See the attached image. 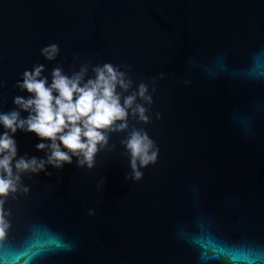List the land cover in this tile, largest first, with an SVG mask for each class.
Wrapping results in <instances>:
<instances>
[{"label": "water", "instance_id": "95a60500", "mask_svg": "<svg viewBox=\"0 0 264 264\" xmlns=\"http://www.w3.org/2000/svg\"><path fill=\"white\" fill-rule=\"evenodd\" d=\"M104 63L148 85L151 123L130 116L128 132H147L156 163L125 179L122 132L92 169L73 157L24 174L0 264H264V0H0V112L36 64L51 82L57 66L88 64L87 79ZM13 138L18 158H46L36 134Z\"/></svg>", "mask_w": 264, "mask_h": 264}, {"label": "clouds", "instance_id": "9594fccd", "mask_svg": "<svg viewBox=\"0 0 264 264\" xmlns=\"http://www.w3.org/2000/svg\"><path fill=\"white\" fill-rule=\"evenodd\" d=\"M59 52L57 44L40 50L48 61L56 60ZM89 67L85 64L69 75L63 67L57 66L52 69L49 82L43 75L45 66L34 65L23 72L22 82L16 84L28 96H15L13 104L16 107L7 113L0 112V125L5 129L0 134V239L5 238L11 228L7 219L11 211L4 208L8 198L15 200L17 194L29 192L22 180L24 174L45 172L51 175L46 172L47 165L61 169L65 164H72L73 157L78 167L92 169L101 150L115 148V145L109 147L110 134L122 132L128 133L120 143L130 158L131 169L130 176L125 179L141 180L143 172L140 169L156 163L159 148L147 132L135 127L128 132L130 116L137 122L151 123L148 112L153 98L148 85L142 82L133 88L134 81L128 75L130 66L95 65L91 67L93 75L86 79ZM261 68L257 59L253 72ZM164 75L161 73L160 79ZM155 80L153 78V93ZM22 111L28 113L27 118L21 117ZM156 118H161L159 113ZM17 130L34 133L40 140L47 141L36 145L38 151L47 150L46 158H18L13 138ZM88 214L95 215V210L89 209Z\"/></svg>", "mask_w": 264, "mask_h": 264}]
</instances>
